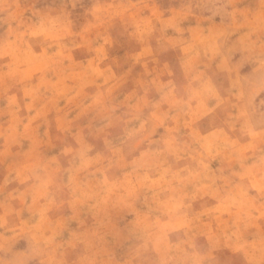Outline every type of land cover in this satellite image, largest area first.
Wrapping results in <instances>:
<instances>
[{
	"label": "rangeland",
	"instance_id": "374dc122",
	"mask_svg": "<svg viewBox=\"0 0 264 264\" xmlns=\"http://www.w3.org/2000/svg\"><path fill=\"white\" fill-rule=\"evenodd\" d=\"M0 264H264V0H0Z\"/></svg>",
	"mask_w": 264,
	"mask_h": 264
}]
</instances>
